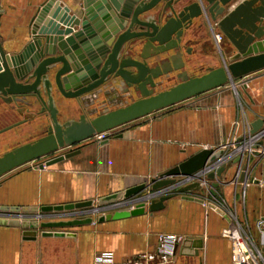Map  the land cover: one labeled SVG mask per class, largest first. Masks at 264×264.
Here are the masks:
<instances>
[{"label": "water", "instance_id": "95a60500", "mask_svg": "<svg viewBox=\"0 0 264 264\" xmlns=\"http://www.w3.org/2000/svg\"><path fill=\"white\" fill-rule=\"evenodd\" d=\"M55 0H46L30 19V38L15 53H7L0 41V98L37 109L38 121L34 139H24L0 154V177L26 163L46 157L39 168L63 160L80 150L69 148L97 133L107 132L155 111L172 106L199 94L235 81L264 68V0H81L77 28L54 31L47 15ZM0 8V14H1ZM215 23L228 47L223 62L209 65L203 73L189 71L197 63L191 46L186 41L193 37V29H206ZM203 34H210L205 30ZM226 47V48H227ZM188 56L185 57L184 55ZM171 82L164 87L167 82ZM244 85L245 82L243 81ZM117 91L128 100L123 105L110 107L102 98L99 111L90 116L85 112L76 117L63 118L55 103V96L74 99L77 106H85L91 98L96 101L105 92ZM101 96V97H102ZM87 106H85V109ZM37 113V112H36ZM27 119L17 120L0 128L10 130ZM249 135L264 130V117L249 124ZM264 144V137L253 145ZM68 148V150L58 152ZM226 150L200 148L158 178L140 182L122 191L99 198L110 203L119 198L139 202L130 209L102 213L98 221L120 219L154 212L164 207L174 193L197 191L204 182L215 195L226 167L222 164ZM236 163L239 181L258 182L249 176V157L241 165ZM214 166H217L215 169ZM211 169V170H210ZM203 178L182 184L177 178ZM237 175V171L234 172ZM174 191L159 194L167 188ZM149 189L145 194H141ZM203 202L198 195L183 196ZM130 201V200H129ZM93 200L45 205L41 212L72 210L90 207ZM9 211H36L37 206L0 205ZM220 213L223 211L219 208ZM90 216L69 220L26 221L18 218L0 219V225L24 229L58 228L89 224ZM185 239L183 242H187Z\"/></svg>", "mask_w": 264, "mask_h": 264}, {"label": "crops", "instance_id": "0c3cea01", "mask_svg": "<svg viewBox=\"0 0 264 264\" xmlns=\"http://www.w3.org/2000/svg\"><path fill=\"white\" fill-rule=\"evenodd\" d=\"M45 1L0 0V41L7 53L19 51L29 40L30 19ZM80 4L81 0H55L46 17L49 27L59 32L75 30V23L80 19ZM209 24L206 31L211 34ZM192 34L186 45L191 46V55L197 63L188 70L194 72L219 64L208 54L205 45L200 46V42L205 40L198 35L201 30L193 29ZM113 94L106 91L98 98L97 104H102V98L107 105L116 101ZM58 98L61 100V116L65 119L74 117L71 113L77 105L75 100L61 95ZM94 102L95 99H90L85 106ZM2 103L16 112L35 113L33 108L27 110L25 105ZM179 103L107 131L105 139L98 140L94 135L81 141L69 147L80 151L61 161L39 168L38 163L42 159L34 160L2 175L0 205L37 206L38 210L26 212L31 216L40 213V207L45 205L89 199L93 200V204L85 208L61 210L58 216L43 220L90 216L92 221L89 224L36 229L0 225V264H92L95 254L106 251L120 262L138 253L154 251L159 234L182 237L175 245L171 264H230V220L255 232L256 219L264 217V156L259 153L264 144L254 150L248 164V174L257 178V183L240 182L239 175L234 174L235 171L238 173L236 163L230 158L223 162L226 169L220 178L207 180L208 183L220 182L214 188V196L208 192V185L201 184L197 191L174 193L160 210L147 211L146 202L144 214L97 220L103 213L102 207L108 204L99 202L101 196L158 178L200 148H216L234 141L244 134L250 122L264 117V68L236 80L235 86L227 83ZM85 106H78V114L85 112ZM238 106L241 111H237ZM64 108L68 111L62 110ZM65 150L68 148L62 151ZM244 163L242 160L241 165ZM174 190L169 188L163 194ZM148 191L146 189L141 194ZM193 195L202 197L204 201L183 197ZM135 203L105 210L104 213L130 209L139 202ZM229 205L232 212L224 208ZM217 206H222L223 213L216 210ZM98 207L102 209L92 212ZM77 210H84V215L72 216ZM40 219L29 217L23 220L39 223ZM185 239L188 241L183 242Z\"/></svg>", "mask_w": 264, "mask_h": 264}, {"label": "built area", "instance_id": "2783aa9c", "mask_svg": "<svg viewBox=\"0 0 264 264\" xmlns=\"http://www.w3.org/2000/svg\"><path fill=\"white\" fill-rule=\"evenodd\" d=\"M211 32H212V37L217 41H220L222 34L219 31H214V32L211 31ZM248 129H249V125H247L243 135L236 137L234 141H228L220 145L222 148L226 150L223 161H226L227 159L234 158L235 156L240 155L241 161L242 160L245 161V158L248 156L250 162L251 155L254 154V150L259 148V146L257 148H254L253 145L257 144V142L264 137V130L258 132L255 135H249ZM95 136H97L98 140L99 139L102 140L106 138L105 132L97 133ZM259 153L262 156H264V149L263 148L260 149ZM216 167L217 166H214L213 169H215ZM204 175L205 173L197 177H190V178L180 177L177 178L176 180L177 181L183 180L182 184H186L188 182L203 178ZM201 184H205V183L201 182ZM175 188L176 187L170 189H175ZM167 190H169V188L162 190V192L158 193L157 195L163 194ZM130 204H136V203L131 202L129 200L124 201L122 199H120L119 201H113L102 207L104 209L103 213L105 212V210H114L116 208H120ZM102 208L101 207L93 208L92 212L99 211ZM216 208H219L223 211L222 206H217ZM58 212L61 211L40 212V213H35L34 215L31 216V214L22 211L14 212L9 210H2L0 211V218H4V219L18 218V220H23L29 217L47 218V217L58 216ZM73 215L75 217L82 216L84 215V210H77V212H74L72 216ZM230 221L231 222L228 228V236L230 237L232 242L230 264H264V259L261 255V252L257 244V240H258L259 243L264 246V217H258L256 219L255 232L251 231L246 226H242L237 221H232V220ZM181 239L182 237L178 235L159 234L158 244L155 250L152 252L138 253L123 261L117 262L114 259L113 254L109 251H106L95 254L92 260V264H171L175 245L178 244L181 241Z\"/></svg>", "mask_w": 264, "mask_h": 264}, {"label": "rangeland", "instance_id": "374dc122", "mask_svg": "<svg viewBox=\"0 0 264 264\" xmlns=\"http://www.w3.org/2000/svg\"><path fill=\"white\" fill-rule=\"evenodd\" d=\"M211 24L214 25V23H211ZM214 28H215V25H214ZM205 30L206 29H203V30H201V32H205ZM198 35H200V34H198ZM203 35L205 36V37L203 36V38L205 40H202V42H200V46L205 45V47L208 50V54L210 56H213L216 59L215 60L216 63L223 62V60H225L226 56L228 55V47L226 46V41L223 38V36L220 38V41H217L216 39H214L212 37V34H203ZM203 72H205V68H199V69L194 71V73H197V74L203 73ZM171 82L170 81L167 82L164 85V87H166L169 84H171ZM112 93H114L113 96L112 95H110V96L116 98L115 99L116 101H112L109 104L111 108L114 107V106H117V105H123V104H125L128 101V100L125 99L126 98L125 96L122 97L121 95L118 94L117 91H114V92L112 91ZM55 101H56L57 108L60 110L61 109V100L58 98V95H57V97L55 96ZM178 104H180V103H178ZM178 104H174V105H172L171 107H168V108L175 107ZM101 105H102L101 103L97 104V101L95 100V102L92 103L91 106H88L85 109V113H87L90 116H94L99 111ZM64 107L66 108L67 106L65 105ZM65 108L62 109V110H64V111L67 110L68 111V109H65ZM74 108L77 110V112L75 111ZM238 108L239 109L237 111H239V110L241 111V107L238 106ZM70 109H72V108H70ZM73 109H74L75 113L73 111V113H71V116L76 117L78 115L79 108L76 105V106L73 107ZM166 109H162V111L166 110ZM159 112H161V110ZM31 114H32V112L28 113V112L25 111L24 113H21V112H16L11 107H3L2 106V102L0 100V128L4 127L6 125H9V124H11V123H13V122H15L17 120H20V119H23V118L27 119V121L25 123H22V124L10 129V130H7V131H5L3 133H0V138H3V140L2 139L0 140V142H1L0 153H2L4 151L14 147L15 145H17L20 142H24V139H28V138L29 139H34L35 137H37L39 135V131L35 132L33 130V126H32V123L38 121L39 118H37V113L33 112V115H31ZM26 128H29V129L27 130ZM24 130H27V131L25 132ZM22 131L24 132L23 134H18V132L21 133ZM58 152H62V150H60ZM45 158H47V156L46 157H41L39 159L43 160ZM39 159H36V160H39ZM224 208H225L226 211L232 212V209L230 208V205L229 206H224ZM40 220L43 221L44 217L41 218ZM257 244H258V248H259V250L261 252V255H262L263 259H264V246L261 245L258 240H257Z\"/></svg>", "mask_w": 264, "mask_h": 264}, {"label": "bare ground", "instance_id": "6f19581e", "mask_svg": "<svg viewBox=\"0 0 264 264\" xmlns=\"http://www.w3.org/2000/svg\"><path fill=\"white\" fill-rule=\"evenodd\" d=\"M209 23H210V22H209ZM214 25H215V23H214ZM214 25L211 24V23L209 24L210 30L213 31V32H214V31H219V30H217L216 28H214ZM211 28H212V29H211ZM219 32H220V31H219ZM220 33H221V32H220ZM211 34H212V32H211ZM221 34H222V33H221ZM55 103H56V101H55ZM37 113H39V111H37ZM135 198H136V196H135V197H132V198L129 199V200L131 201V200H133V199H135ZM134 203H135V202H134ZM145 203H146V202H145Z\"/></svg>", "mask_w": 264, "mask_h": 264}, {"label": "flooded vegetation", "instance_id": "af4514ba", "mask_svg": "<svg viewBox=\"0 0 264 264\" xmlns=\"http://www.w3.org/2000/svg\"><path fill=\"white\" fill-rule=\"evenodd\" d=\"M0 100L2 101V102H5L3 99H1L0 98ZM11 103H13V102H11ZM11 103H8V104H11ZM4 103H2V106L4 107V105H3ZM35 110V113L38 111L37 109H34ZM39 114H41V113H37V115H39ZM1 154V153H0Z\"/></svg>", "mask_w": 264, "mask_h": 264}]
</instances>
